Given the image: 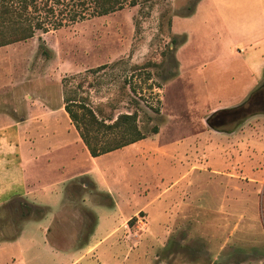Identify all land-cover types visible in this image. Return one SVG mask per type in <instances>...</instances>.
Listing matches in <instances>:
<instances>
[{
  "label": "rangeland",
  "instance_id": "1",
  "mask_svg": "<svg viewBox=\"0 0 264 264\" xmlns=\"http://www.w3.org/2000/svg\"><path fill=\"white\" fill-rule=\"evenodd\" d=\"M198 1L126 6L0 48V115L24 117L27 92L62 107L68 91L101 117L159 126L97 159L76 150L78 177L51 228L58 251L25 199L0 206V264H264V107L251 106L264 78L227 67L225 30ZM240 106L233 124L213 122ZM61 124L71 130L66 113ZM51 190L33 202H48L46 218L60 207ZM24 223L23 250L8 241Z\"/></svg>",
  "mask_w": 264,
  "mask_h": 264
},
{
  "label": "crops",
  "instance_id": "2",
  "mask_svg": "<svg viewBox=\"0 0 264 264\" xmlns=\"http://www.w3.org/2000/svg\"><path fill=\"white\" fill-rule=\"evenodd\" d=\"M202 2L211 6L225 30L223 50L225 58L229 59L227 67L237 68L236 70L241 67L252 77L254 84H259L264 78V0ZM38 96L40 95L27 92L30 100L27 101L24 117L17 120L12 115H0V206H5L14 199H25L33 203L41 193L52 189L47 192L49 197L46 199L59 198L60 207L47 218L30 219L38 223L46 221L42 231L50 242L51 228L65 201V189L78 177L69 174V169L78 163V154L83 153L82 147H86L73 124H69L71 130L63 128L61 119L66 113L64 106H52L47 101L37 99ZM97 172L100 173L98 170ZM90 173L92 172L81 175L91 176ZM101 176L103 173L99 174V179ZM47 179H50L51 185L46 183ZM44 204L42 207L48 208L50 212L48 202ZM138 212L139 210L130 216L134 217ZM25 223L15 239L8 241L10 245L23 250L27 243ZM88 242L89 239L86 243ZM50 244L54 249L55 246L51 242ZM56 248L54 250L58 251ZM93 249L89 243L84 252L92 253Z\"/></svg>",
  "mask_w": 264,
  "mask_h": 264
},
{
  "label": "trees",
  "instance_id": "3",
  "mask_svg": "<svg viewBox=\"0 0 264 264\" xmlns=\"http://www.w3.org/2000/svg\"><path fill=\"white\" fill-rule=\"evenodd\" d=\"M148 1L152 0H0V48L32 39L38 31L48 33ZM196 5L191 8V14ZM185 40L183 38L181 43ZM172 44H177V40L174 39ZM64 109L93 158L124 149L159 133L157 125L144 131L135 113L120 114L117 118L101 117L100 113L68 91L64 96ZM23 207L27 208L24 215L27 219L34 215L35 220H42L49 214L48 208L28 201Z\"/></svg>",
  "mask_w": 264,
  "mask_h": 264
},
{
  "label": "flooded vegetation",
  "instance_id": "4",
  "mask_svg": "<svg viewBox=\"0 0 264 264\" xmlns=\"http://www.w3.org/2000/svg\"><path fill=\"white\" fill-rule=\"evenodd\" d=\"M251 106L253 107H264V85L262 86L260 92H257L255 94V98L253 102L251 103ZM246 108L244 106H240L239 108H235L234 110H223L215 115V118L213 122L219 127V128H225L226 126L233 124L235 121L234 119H228L227 117L231 114H239V112H245Z\"/></svg>",
  "mask_w": 264,
  "mask_h": 264
}]
</instances>
